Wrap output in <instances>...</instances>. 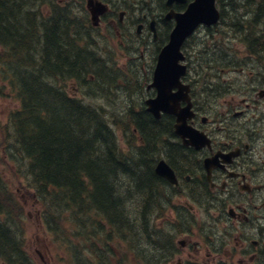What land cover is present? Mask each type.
Listing matches in <instances>:
<instances>
[{
    "label": "trees",
    "instance_id": "trees-1",
    "mask_svg": "<svg viewBox=\"0 0 264 264\" xmlns=\"http://www.w3.org/2000/svg\"><path fill=\"white\" fill-rule=\"evenodd\" d=\"M44 1L0 0V73L5 89H11L20 104L3 130L9 145L2 152L24 169L23 176L42 206L44 224L63 244L68 264H94L91 258L98 248L104 258L106 252L112 253L111 242L136 254L133 264H161L160 256L175 249V239L172 233L158 230L153 215L165 211L163 187L152 165L146 175L142 165L155 152L158 158L156 144H167L172 136L171 118L156 121L143 107L128 106L123 113L114 112L109 123L105 112L69 97L63 89L65 81L87 83L92 67L98 76L89 88L92 97L101 95L104 84L110 83L106 80L115 76L102 75L104 70L94 64L93 56L75 45L69 35L75 22L70 13L57 11L47 18L41 10ZM218 1L222 20L212 38L222 35L217 42L223 45L230 33L240 36L245 54L259 66L257 84L264 87V0ZM114 127L122 129L131 149L143 146L123 152ZM185 217L186 213L179 220ZM22 218L17 198L0 173V261L4 264H35L24 247Z\"/></svg>",
    "mask_w": 264,
    "mask_h": 264
},
{
    "label": "flooded vegetation",
    "instance_id": "flooded-vegetation-1",
    "mask_svg": "<svg viewBox=\"0 0 264 264\" xmlns=\"http://www.w3.org/2000/svg\"><path fill=\"white\" fill-rule=\"evenodd\" d=\"M94 1L96 5H107L101 23L108 20L110 33L114 30L121 37L124 30L122 43L129 42L131 28L125 25L131 23L132 30H136V36H132L142 46H156L157 61L176 24L175 18L169 16L172 12L185 13L195 0L172 6L169 0H139L138 4L130 2L131 7L121 6V0ZM147 4H151L150 8ZM201 32H207V27L200 26L190 39ZM194 45L188 41L183 47L188 66L191 58L187 48L194 49ZM187 79L185 84L192 86L190 100L195 112L189 123L204 134L207 143L198 142L196 147L179 138L176 147L168 141L170 152L159 156V161L167 162L176 181L171 184L159 179L163 189L167 186L174 196L189 195L203 203L207 233L197 232L196 243L186 236L179 242L180 250L163 257L162 264H264V116L260 114L264 96L254 90L250 99H233L224 105L218 90H207L204 95ZM187 104L182 101L181 107ZM174 196L170 197L173 202Z\"/></svg>",
    "mask_w": 264,
    "mask_h": 264
},
{
    "label": "rangeland",
    "instance_id": "rangeland-1",
    "mask_svg": "<svg viewBox=\"0 0 264 264\" xmlns=\"http://www.w3.org/2000/svg\"><path fill=\"white\" fill-rule=\"evenodd\" d=\"M68 1L69 0H51L44 5L54 3L58 4L57 8H61L60 6L65 5ZM132 1L133 0H121L120 5L129 7V3ZM69 3L73 4V2ZM44 5L41 6L44 15L46 17L51 16V6L47 5L44 7ZM73 13L76 14L75 11ZM241 15L242 14H240V16ZM125 27L131 28L129 42L124 41L122 43V32H124V30L120 32L121 37L114 30L113 33L109 32L108 20H106V22L104 21L98 32L95 31L91 33L97 40V44L94 47V59L96 58V61L102 67V70H104L101 74L118 75L114 79L106 80H110V83L108 85L104 84V89L99 91L101 95L95 93L96 97H92L89 94L88 89L93 86L92 82L95 81V77H98L96 74L97 71H94L95 67L93 68L92 65H90V68H92L87 73V83L76 79H68L65 81L67 82L66 90L72 95L71 98H73V96L76 97L82 102L83 106L93 108L94 111L105 112L106 116H104L108 119L107 121H109V123L114 112L123 113L126 107L138 106L140 102L142 103L145 99H148L149 91L147 88L152 82L151 72L155 63L154 58L156 55H154V53L157 48L152 44L147 45V47L142 46V44L136 40V37H133L136 36V30H132L131 23L126 24ZM218 32V30L213 32V35ZM205 36L206 34L202 35L201 40L204 41L206 39ZM84 37L85 35L81 36V38ZM221 38L222 35L214 38L207 35V45L204 43L201 47L197 46L194 47V49L187 48L189 49L187 53L191 58L189 62V82L195 81L196 78L199 81L201 78L207 77L208 75L207 78L209 79H207L206 82L204 78L203 80L201 79L200 83L202 84H199L196 90L201 91L203 94H207V89L211 90L212 88L218 90V97H222V104L224 105L233 99L241 100L246 97L250 99L254 91L253 89H256V85L257 88H260V85L257 84L258 78L256 76L259 66L257 67L253 59H250L247 54H245L246 50L240 36L230 33L227 35V38L224 39L223 45L218 43L222 41ZM229 45L233 48L231 51L228 50ZM218 47H221L222 51L215 57L212 52L214 48L219 49ZM1 51L0 48V52ZM207 51L210 52L208 58ZM230 53L232 57L229 58L228 54ZM94 64L97 63L94 62ZM6 84V80H4L3 75L0 73V90L2 92L0 93V173L6 180L10 190L15 194L21 209V217H23L21 227L24 231L22 238L24 240L25 249L36 264H68L69 256L63 244L55 241V237L51 235L47 229V225L44 224L42 206L35 196L34 191L28 186L29 180H26L23 176V174H25L24 169H18L16 162H10L7 157H5L6 154L2 152L5 151L9 145V141L7 143L4 141L3 130L9 125L11 113L19 108V101L16 94L12 92L11 89H5L4 86ZM260 114L264 116V110H262ZM114 130L117 134L119 145L123 148V152L128 153L131 152V150H136V146H143L136 144L134 148L131 149V144L127 142V137L122 129L114 127ZM132 132L135 133V131ZM133 138V136H130L131 141ZM136 139L139 143L141 142L139 135H137ZM156 149L160 152L158 157L167 155L169 151V147L163 142L156 144ZM153 154H155V156ZM153 154L151 160H147L148 157L146 156V162L142 165V169H144L142 170V174L146 175L149 167L151 169V165L154 168L156 164H158L159 160L156 152ZM187 201L185 197H176L174 199V206L177 208L174 211H172V209L168 210L166 213H158L157 211L153 215V218L156 220L158 230L161 229L164 232L173 233L174 231L172 229H176L180 226V223H176V212L183 211V208H189L185 204ZM193 210L194 211L191 213L192 218L189 220L184 218L190 222L191 226L186 223L178 228L179 233L174 240V247L177 251L181 248L179 242L187 239L186 236H188L192 242L196 243L199 242V237L197 235L198 231L207 233V216L202 213L200 208H195ZM158 230L155 228V233L157 237H160L159 235H161V233ZM110 248L112 250V244H110ZM100 253L102 255L101 251ZM109 258L114 261V264H119L118 262L131 264L134 263L138 257L136 254L130 252L128 248L122 247L121 251L113 253L111 257H108V252H106L104 262L100 261L98 264H113Z\"/></svg>",
    "mask_w": 264,
    "mask_h": 264
},
{
    "label": "water",
    "instance_id": "water-1",
    "mask_svg": "<svg viewBox=\"0 0 264 264\" xmlns=\"http://www.w3.org/2000/svg\"><path fill=\"white\" fill-rule=\"evenodd\" d=\"M184 1L169 0V5L171 6L175 2L182 3ZM91 4L92 2H90ZM97 8L99 12L104 10L101 6ZM97 18L98 15L93 17L95 24H97ZM170 18H175L177 24L171 34L169 44L163 48L159 55L154 82L151 86L157 89L158 96L156 99L147 102L149 106L148 111L157 119L161 117L162 112L175 115L177 117V134L184 139L189 137L191 139L189 143L198 147V142H204L205 144L207 143V139L202 133L187 124V121L194 116L191 109L192 106L188 105L184 109H181L179 105L181 101L188 99V93L190 91V87L184 86L181 82L182 77L187 71V67L180 64L184 60L181 48L186 39L200 24L213 25L218 23L220 13L216 7V0H196L189 6L185 14H175ZM175 89L179 91L174 93ZM156 173L171 182L176 181L173 171L164 161L158 164Z\"/></svg>",
    "mask_w": 264,
    "mask_h": 264
},
{
    "label": "bare ground",
    "instance_id": "bare-ground-1",
    "mask_svg": "<svg viewBox=\"0 0 264 264\" xmlns=\"http://www.w3.org/2000/svg\"><path fill=\"white\" fill-rule=\"evenodd\" d=\"M245 2V1H244ZM236 10V9H235ZM259 15V14H258ZM238 27H242V25H237ZM263 29V28H262ZM262 31V30H261ZM243 37V36H242ZM37 38V37H36ZM96 39V38H95ZM60 44V43H59ZM253 44V43H252ZM38 45V44H37ZM62 48V47H61ZM51 53V52H50ZM49 53V54H50ZM57 54V53H56ZM96 65H99V64H96ZM98 67V66H97ZM99 68V67H98ZM100 69V68H99ZM95 71V70H94ZM52 76V75H51ZM52 82V81H51ZM50 84V83H49ZM86 85V84H85ZM58 86H60L61 87V85L59 84V85H57V87ZM89 90V89H88ZM214 100V99H213ZM261 107V106H260ZM103 144V143H102ZM165 147V146H164ZM173 147V146H172ZM157 154V153H156ZM154 156H155V154H153ZM158 164H159V162H158ZM158 164H157V166H158ZM157 166H156V168H157ZM155 168V169H156ZM128 170V169H127ZM120 171V170H119ZM145 175V174H144ZM150 181V180H149Z\"/></svg>",
    "mask_w": 264,
    "mask_h": 264
}]
</instances>
